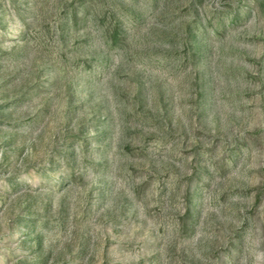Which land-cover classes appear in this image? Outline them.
Returning a JSON list of instances; mask_svg holds the SVG:
<instances>
[{"label": "rangeland", "instance_id": "rangeland-1", "mask_svg": "<svg viewBox=\"0 0 264 264\" xmlns=\"http://www.w3.org/2000/svg\"><path fill=\"white\" fill-rule=\"evenodd\" d=\"M0 264H264V0H0Z\"/></svg>", "mask_w": 264, "mask_h": 264}]
</instances>
